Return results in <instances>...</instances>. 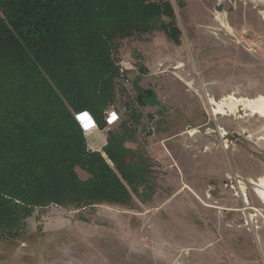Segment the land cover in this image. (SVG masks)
<instances>
[{
  "label": "rangeland",
  "instance_id": "obj_1",
  "mask_svg": "<svg viewBox=\"0 0 264 264\" xmlns=\"http://www.w3.org/2000/svg\"><path fill=\"white\" fill-rule=\"evenodd\" d=\"M169 1L180 43L161 31L122 41L119 58L139 76L112 105L134 119L127 146L148 159L149 189L131 206L37 208L19 238L0 239V264H264L253 183L264 177V111L219 110L227 97L264 96V0Z\"/></svg>",
  "mask_w": 264,
  "mask_h": 264
},
{
  "label": "trees",
  "instance_id": "obj_2",
  "mask_svg": "<svg viewBox=\"0 0 264 264\" xmlns=\"http://www.w3.org/2000/svg\"><path fill=\"white\" fill-rule=\"evenodd\" d=\"M176 19L169 0H0L1 240L19 238L37 208L131 206L149 189L148 159L127 146L134 119L89 152L77 115L106 130L121 42L161 31L180 43Z\"/></svg>",
  "mask_w": 264,
  "mask_h": 264
},
{
  "label": "built area",
  "instance_id": "obj_3",
  "mask_svg": "<svg viewBox=\"0 0 264 264\" xmlns=\"http://www.w3.org/2000/svg\"><path fill=\"white\" fill-rule=\"evenodd\" d=\"M117 67L119 68V78H118V91H117V99L120 96V90H130L132 88L133 77H138L139 72L135 66L134 61L129 60L127 58H120L117 62ZM127 107L124 105L122 107L115 108L114 106L110 107L106 112V124L108 127L119 124L122 120H124V113H126ZM115 116V118H113ZM80 124H82V128L85 133L91 132L94 129L98 128L95 119L93 116L88 115L87 113H82L77 115ZM159 119V115H155L152 119V122L155 123ZM153 123L151 127H149L152 131H155L153 128ZM150 129L148 130V136L151 137Z\"/></svg>",
  "mask_w": 264,
  "mask_h": 264
},
{
  "label": "bare ground",
  "instance_id": "obj_4",
  "mask_svg": "<svg viewBox=\"0 0 264 264\" xmlns=\"http://www.w3.org/2000/svg\"><path fill=\"white\" fill-rule=\"evenodd\" d=\"M215 103L217 104L216 101H215ZM222 103L223 104H221L219 106L220 111H224V108H227L230 112H232L234 114H237L239 112L238 111L239 106H243V107H247V106L252 107L253 106L254 107V105H259L261 107V110L264 111V106H262V104L264 103V96H260L259 98L254 99V100L249 99V98L238 99V98L232 96V97H227L225 99V101H223ZM257 112L258 111L255 110V111H253V114H257ZM258 182L259 183H257L256 181H253V183L256 186H260V189H261V190H256L255 193L264 205V177L262 179H260ZM242 196H244L245 203L247 204L249 202L247 194L244 193Z\"/></svg>",
  "mask_w": 264,
  "mask_h": 264
},
{
  "label": "crops",
  "instance_id": "obj_5",
  "mask_svg": "<svg viewBox=\"0 0 264 264\" xmlns=\"http://www.w3.org/2000/svg\"><path fill=\"white\" fill-rule=\"evenodd\" d=\"M120 123L116 124L114 126H111V127H108L106 124V126H107L106 130H100L99 128H96L91 132L85 133V136L87 139V144L89 145V148L93 149V151L102 152L103 149L106 147L108 130L117 128L120 125Z\"/></svg>",
  "mask_w": 264,
  "mask_h": 264
},
{
  "label": "water",
  "instance_id": "obj_6",
  "mask_svg": "<svg viewBox=\"0 0 264 264\" xmlns=\"http://www.w3.org/2000/svg\"><path fill=\"white\" fill-rule=\"evenodd\" d=\"M92 151H93V149L89 148V152H92Z\"/></svg>",
  "mask_w": 264,
  "mask_h": 264
},
{
  "label": "clouds",
  "instance_id": "obj_7",
  "mask_svg": "<svg viewBox=\"0 0 264 264\" xmlns=\"http://www.w3.org/2000/svg\"><path fill=\"white\" fill-rule=\"evenodd\" d=\"M88 114V113H87ZM89 115V114H88ZM81 126H82V124H81Z\"/></svg>",
  "mask_w": 264,
  "mask_h": 264
},
{
  "label": "snow or ice",
  "instance_id": "obj_8",
  "mask_svg": "<svg viewBox=\"0 0 264 264\" xmlns=\"http://www.w3.org/2000/svg\"><path fill=\"white\" fill-rule=\"evenodd\" d=\"M113 118H115V116H113Z\"/></svg>",
  "mask_w": 264,
  "mask_h": 264
}]
</instances>
